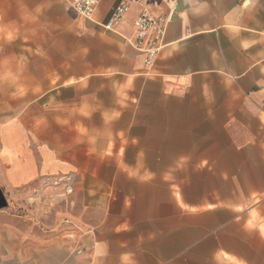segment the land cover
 <instances>
[{
  "label": "crops",
  "instance_id": "crops-1",
  "mask_svg": "<svg viewBox=\"0 0 264 264\" xmlns=\"http://www.w3.org/2000/svg\"><path fill=\"white\" fill-rule=\"evenodd\" d=\"M71 1L0 0V264H264V1L179 0L151 68Z\"/></svg>",
  "mask_w": 264,
  "mask_h": 264
},
{
  "label": "built area",
  "instance_id": "built-area-1",
  "mask_svg": "<svg viewBox=\"0 0 264 264\" xmlns=\"http://www.w3.org/2000/svg\"><path fill=\"white\" fill-rule=\"evenodd\" d=\"M101 1L102 0H72L71 8L80 21L92 22L95 10ZM178 1L179 0H165V4L168 6L167 15L154 18L148 13L144 6L147 0H118L117 5L113 8L109 18L102 25V28L106 32L115 31L120 22L129 13L130 7L135 4L140 6L142 10L133 21L134 46L143 54L145 67L151 68L160 49V42L166 26L172 21V17L177 11ZM255 1L258 0H243V3L248 5ZM72 180L71 176H58L50 179L54 187L62 186V192L56 195V199L64 200L73 193L71 187ZM49 202L51 204L53 203V197H40L36 190L32 191L27 198V203L30 207H47ZM69 233L68 238L73 239V231H69ZM73 252L76 256H80L83 253L80 249H74Z\"/></svg>",
  "mask_w": 264,
  "mask_h": 264
},
{
  "label": "rangeland",
  "instance_id": "rangeland-1",
  "mask_svg": "<svg viewBox=\"0 0 264 264\" xmlns=\"http://www.w3.org/2000/svg\"><path fill=\"white\" fill-rule=\"evenodd\" d=\"M56 177H58V176H56ZM71 195H72V194H71ZM71 195H70V196H71ZM70 196H68L67 198H69ZM27 198H28V197H27ZM64 200H66V199H64ZM67 202H68V201H67ZM26 205H28V203H27V199H26ZM48 205L51 206L52 204L49 202ZM28 206H29V205H28Z\"/></svg>",
  "mask_w": 264,
  "mask_h": 264
},
{
  "label": "water",
  "instance_id": "water-1",
  "mask_svg": "<svg viewBox=\"0 0 264 264\" xmlns=\"http://www.w3.org/2000/svg\"><path fill=\"white\" fill-rule=\"evenodd\" d=\"M1 208V207H0Z\"/></svg>",
  "mask_w": 264,
  "mask_h": 264
}]
</instances>
